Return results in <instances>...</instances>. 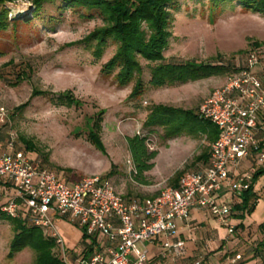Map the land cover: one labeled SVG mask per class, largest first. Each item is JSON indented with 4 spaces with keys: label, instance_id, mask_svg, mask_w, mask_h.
I'll list each match as a JSON object with an SVG mask.
<instances>
[{
    "label": "rangeland",
    "instance_id": "1",
    "mask_svg": "<svg viewBox=\"0 0 264 264\" xmlns=\"http://www.w3.org/2000/svg\"><path fill=\"white\" fill-rule=\"evenodd\" d=\"M31 7L30 0L6 4L10 18L15 20H23ZM48 15L37 21L40 34H30L23 28L20 33L27 34L22 37L11 30L0 33V102L11 118L2 121L11 123L20 137L21 148L29 156L42 160L65 182L72 185L85 176H98L111 182L125 197L158 195L172 186L177 173L194 170L198 157L210 149L204 135L196 136L184 128L176 127L172 138L164 127L150 132L144 125L150 110L156 105L198 110L201 98L223 86L234 75L231 68L243 67L249 53L259 51L264 56V16L240 8L219 13L211 10L208 2L204 8L199 3H185L182 12L176 14L167 57L173 61L226 65L230 71L180 87H153L148 83L150 68L143 61L146 91L141 100L131 99L133 84L121 87L114 76L100 72L115 54L116 45L111 43L101 60H95L85 45L63 48L101 26V18L83 19L68 9L60 22L51 25ZM35 89L49 94L32 100ZM67 91L72 92L78 104L66 107L57 102L58 96L54 95ZM30 100L28 108L17 110ZM100 114L104 120L101 137L94 139L89 132ZM136 135L147 136L150 149L160 152L155 168L147 174L148 185L137 182L132 171L134 163L127 139ZM242 166L250 168L249 160L245 159ZM255 187L261 200L249 220L264 221V175ZM0 194L1 204V197L7 200L16 190L5 194L0 188ZM57 224L70 248H79L80 230L64 219ZM236 226V234L230 235L237 240L229 254L231 264H264V251L257 247L262 240L258 223ZM14 236L13 224L0 219V264H36V254L30 247L11 255Z\"/></svg>",
    "mask_w": 264,
    "mask_h": 264
},
{
    "label": "built area",
    "instance_id": "2",
    "mask_svg": "<svg viewBox=\"0 0 264 264\" xmlns=\"http://www.w3.org/2000/svg\"><path fill=\"white\" fill-rule=\"evenodd\" d=\"M199 116L215 124L220 135L211 148L209 166L187 171L178 186L154 197H125L113 184L98 176H85L69 184L42 160H33L20 146V137L3 118L10 120L0 102V129L8 128L0 143V183H9L16 194L2 208L18 219L27 209L32 225L44 228L56 242L59 257L73 264L71 251L57 221L64 219L84 232L98 248L83 253L77 264H146L147 243L160 240L165 254L177 259L187 255L179 221H188L197 207L205 209L235 235L232 203L220 202L217 194L225 184L233 196L242 198L254 174L264 165V59L253 51L244 68L230 76L200 105ZM10 122V121H9ZM250 168L241 172V163ZM134 173L136 171L132 170ZM199 257L187 264H204Z\"/></svg>",
    "mask_w": 264,
    "mask_h": 264
},
{
    "label": "trees",
    "instance_id": "3",
    "mask_svg": "<svg viewBox=\"0 0 264 264\" xmlns=\"http://www.w3.org/2000/svg\"><path fill=\"white\" fill-rule=\"evenodd\" d=\"M15 1L18 0H0V33L11 30L13 33H17L18 37H22L27 34L26 32L20 33V29L23 28L30 30L28 31L30 34L36 32L40 34V28L37 25L38 19L49 14L48 23L54 25L60 22L61 16L68 9L78 12L83 19L92 20L96 16L100 17L101 26L82 40L67 43L63 48L85 45L92 50L95 60H101L111 43L116 45L115 54L102 65L100 72L102 75L114 76L121 87L133 84L130 98L138 100H141L146 91L143 61L150 68L148 83L153 87H180L188 82L203 80L230 71V67L226 65L173 61L167 57L166 53L171 48L176 14L182 12L183 4L194 2L204 8L208 2L211 10L219 13H224L230 8L233 10L240 8L242 11L264 16V0H30L32 7L28 15H25L23 20L22 18L15 20L10 18L9 10L6 8L7 3ZM243 68L244 66H234L230 72L236 74ZM44 94L48 95L49 93L35 89L32 100ZM54 96H58L57 102L60 105L72 107L78 104L71 91ZM32 100L19 106L17 110L22 111L28 108ZM198 111L199 109L184 110L156 105L150 110L144 125L150 132H153L155 127L167 128L170 138L174 137L173 133H175L176 127L184 128L196 136L204 135L210 144V149L198 157L197 161L207 160L209 154L211 155L213 143L219 138L220 131L215 124L202 119ZM95 120V125L90 128L89 135L94 139H100L103 115L100 114ZM127 141L136 171V173L133 172L135 180L140 184H150L147 174L155 168V160L160 152L150 149L147 136L136 135L128 137ZM30 157L33 160L37 159V157ZM183 173L184 171H181L174 176L171 181L172 186H178ZM263 175L264 165L260 166L254 174L252 186L242 196L243 202L236 206L238 211L243 212V215L239 216L240 218H245V212L252 215L256 210L260 197L255 192V184ZM3 206H0V219L10 221L15 230V236L11 243L12 256L15 255V252L30 247L36 254V264H66L59 257L57 250L55 251L56 242L51 235L44 228L29 222L30 215L27 209H23L21 217L15 219L2 211ZM259 232L262 235V240L257 247L259 246L264 251V222L259 225ZM84 237L86 238L85 235ZM93 250L91 247L90 252Z\"/></svg>",
    "mask_w": 264,
    "mask_h": 264
},
{
    "label": "crops",
    "instance_id": "4",
    "mask_svg": "<svg viewBox=\"0 0 264 264\" xmlns=\"http://www.w3.org/2000/svg\"><path fill=\"white\" fill-rule=\"evenodd\" d=\"M211 94V93H210ZM205 95L201 98L202 102L210 95ZM201 102V103H202ZM6 130V129H5ZM2 128L0 129V143L4 145L6 142V135L7 132ZM21 147V146H20ZM210 153V152H209ZM211 155L207 160H201L198 162V166L194 168V170H204L210 164ZM243 163V162H242ZM241 163V172L248 171L249 168H243ZM0 188L2 192L6 194L9 190H15V188L9 183H0ZM255 192L259 196L260 193ZM2 196V194H0ZM8 198L4 200L1 197V206L9 202L11 199ZM137 197V196H131ZM217 199L220 202H229L232 203L233 213L235 214L234 223L236 225L245 226L248 222L253 223L257 222L258 225L263 223L264 221L258 218L255 220H249L252 215L248 213H244L245 218L242 219L239 216L243 215V212L238 211L236 206L243 202V198H235L231 192L230 185L225 184L221 191L217 194ZM261 200V199H260ZM260 203V201H259ZM259 205V204H258ZM257 205V207H258ZM257 209V208H256ZM255 210L254 213H256ZM58 222V221H57ZM180 227V234L181 238L186 241L187 247V255L186 257L182 258V260L173 257L171 254H165V251L161 245L160 240H154L147 243V249L149 251L148 254V261L146 264H187L188 262L194 261V259L199 257H204L207 260V264H218L219 261L225 262V264H231L232 260H230V251L235 247L237 244L236 237H231L228 235L227 229L222 226V224L211 216L209 212L201 207H197L191 213V216L188 221H179ZM77 229H79L77 227ZM82 236L78 242L79 248L71 249L68 245L67 247L71 251V261L73 264H77V258L80 254L83 253H94L98 250V248L88 239L84 237V232L79 229ZM65 239V238H64ZM94 249L90 252V248ZM177 261V262H176Z\"/></svg>",
    "mask_w": 264,
    "mask_h": 264
}]
</instances>
